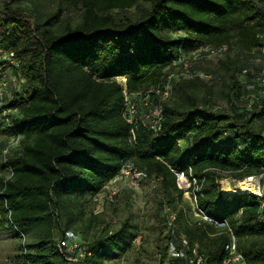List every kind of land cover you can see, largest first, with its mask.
<instances>
[{"label": "trees", "instance_id": "1", "mask_svg": "<svg viewBox=\"0 0 264 264\" xmlns=\"http://www.w3.org/2000/svg\"><path fill=\"white\" fill-rule=\"evenodd\" d=\"M207 47L262 52L264 0H0V50L15 63L0 60V78L10 79L0 101V233L18 240L10 264H65L57 244L67 232L90 252L83 264L132 249L139 233L129 219L113 229L91 210L127 163L156 183L155 264H185L167 254V242L179 237L199 244L207 264L225 258L227 230L189 218L175 172L196 180L199 207L227 222L246 264H264V207L252 194L224 195L220 186L264 177V86L241 107L249 91L238 78L240 61L193 60ZM184 60L197 73H229L227 110L213 111L200 96V88L211 89L204 78L177 77ZM119 78L138 105L134 124L124 115ZM158 106L162 126L154 132L144 114Z\"/></svg>", "mask_w": 264, "mask_h": 264}, {"label": "rangeland", "instance_id": "2", "mask_svg": "<svg viewBox=\"0 0 264 264\" xmlns=\"http://www.w3.org/2000/svg\"><path fill=\"white\" fill-rule=\"evenodd\" d=\"M229 57L237 58L240 61L242 66L240 67L238 78L243 86V92L249 91L251 93H243L239 105L241 107H250L251 104L255 103L258 95L261 94L264 86V49H262V52L255 51L252 55H247L240 53L236 49L229 52L226 47L225 52L217 54L214 57H209L208 59L216 61ZM213 68L217 69L218 65H213ZM199 73L207 74L203 70ZM211 77L216 79V83L212 86L206 80V83L211 86V89L200 88V96L206 95L210 98L208 103L213 111L219 112L227 110L230 104L229 98L227 97L229 92L228 85L230 83L229 73L220 71L219 74H212ZM13 78L16 77L12 76V80ZM2 140L3 137L0 134V143ZM15 145L16 142L14 141V145L11 144V146L14 147ZM1 174L2 172L0 170ZM224 182L230 186L234 185L231 180H222L220 182L222 192ZM155 184L154 180L136 182L126 176L119 178L116 181H112L103 191L104 198L100 199L99 202H94V205L91 206V210L95 211V213H104L106 221L113 229H118L125 220L129 219L130 225L136 228V231L139 233L138 238H140V244H132V249L127 251V253L118 252L113 259L105 260L103 264H155L157 238L160 233V224L155 218ZM186 187L188 186L186 185ZM191 197V192L186 191L184 193V199L190 207L189 218L197 220L190 205ZM17 246L18 240L12 233H0V264H10L17 256Z\"/></svg>", "mask_w": 264, "mask_h": 264}, {"label": "built area", "instance_id": "3", "mask_svg": "<svg viewBox=\"0 0 264 264\" xmlns=\"http://www.w3.org/2000/svg\"><path fill=\"white\" fill-rule=\"evenodd\" d=\"M226 51V47H221L218 49H212V48H204L198 51L194 54L193 60H197L200 58L202 54H207L209 57L216 56L217 54L223 53ZM14 54L3 52L0 50V60H4L7 62H10L11 64H15L13 61ZM181 63V62H180ZM183 64V71L182 73L178 74L177 77L180 78H186L189 80L194 79L196 76H199L201 78H204L205 80L209 81L212 79L210 75H204L197 72H193L191 70V62L188 60H184L182 62ZM122 80V82H121ZM13 83L15 85H19L23 82V80H20L17 78H13ZM118 81L123 84L124 88L126 87V81L124 78H119ZM171 85H167L159 94H161L162 100H167L170 97L171 94ZM8 90V79L6 76H3L0 78V101L2 100L3 96L7 94ZM126 107H125V118L130 124H134L135 118L139 114L138 105L137 102L133 99L129 98L126 92ZM154 90H150L145 94L144 100L148 102L151 93H153ZM134 99H138L139 95H134ZM148 105V103H146ZM144 114V113H143ZM145 120L149 121L150 128L154 132H158L161 129L162 126V113H161V107H156L153 111H151L150 114H144ZM175 175L177 177V184L180 189H182L184 192L189 191L191 192V198H190V205L193 209V212L196 216V219L198 221H203L211 224H215L219 228L226 229V233L228 236V242L224 245L223 250L225 252V258L223 260L222 264H246V259L241 252L239 248L238 238L233 232V230L229 227L227 222H217L211 219L206 212L201 209L197 202V195L200 194V188L197 185V182L195 179L187 177L183 172H175ZM130 177L136 182H141L142 180L147 178V175L143 172H139L135 170L132 166V164L127 163L121 174L114 180L116 181L119 178L123 177ZM229 180V179H226ZM232 181V180H231ZM234 183L233 186H236V184L241 182L249 183L252 188L256 191L252 195L256 196L261 203V206L264 207V177L262 175L260 176H250L242 181H232ZM188 187H186V185ZM192 188V190H191ZM247 194V193H246ZM104 193L98 195L94 202H99L100 199H103ZM174 220L175 216H170V221L168 224V228L171 230V233L175 235V227H174ZM134 243L140 244V238H136ZM167 254L169 257L174 259H180L185 264H207V259L204 254L200 252L199 244L195 243L192 244L188 239L184 237L174 238L172 240H169L167 242ZM57 251L64 257L65 264H83L84 260L87 258V256H90V252L83 246L80 237L73 233V232H67L65 236L59 240L57 244Z\"/></svg>", "mask_w": 264, "mask_h": 264}, {"label": "bare ground", "instance_id": "4", "mask_svg": "<svg viewBox=\"0 0 264 264\" xmlns=\"http://www.w3.org/2000/svg\"><path fill=\"white\" fill-rule=\"evenodd\" d=\"M225 182H224V187H223V194L224 195L229 194V193H238V194L249 193V194H253V193L256 192L252 188V186L249 183H246V182L238 183V184H236V186H230L228 184H225Z\"/></svg>", "mask_w": 264, "mask_h": 264}]
</instances>
